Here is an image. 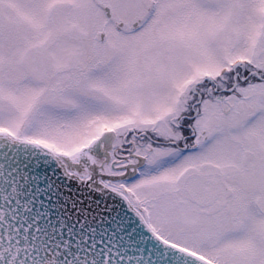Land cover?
I'll return each mask as SVG.
<instances>
[{
  "label": "snow or ice",
  "instance_id": "1",
  "mask_svg": "<svg viewBox=\"0 0 264 264\" xmlns=\"http://www.w3.org/2000/svg\"><path fill=\"white\" fill-rule=\"evenodd\" d=\"M0 264H264V0H0Z\"/></svg>",
  "mask_w": 264,
  "mask_h": 264
}]
</instances>
